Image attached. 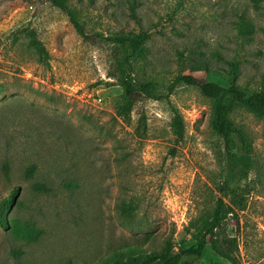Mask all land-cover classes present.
Instances as JSON below:
<instances>
[{
	"label": "rangeland",
	"instance_id": "1",
	"mask_svg": "<svg viewBox=\"0 0 264 264\" xmlns=\"http://www.w3.org/2000/svg\"><path fill=\"white\" fill-rule=\"evenodd\" d=\"M70 4L85 36L49 1L0 0V199L19 188L3 209L19 228L0 225V264L91 262L124 242L158 246L171 234L178 246L183 228L220 195L224 145L211 125L212 99L197 85L169 93L171 85L192 74L247 94L264 90V0ZM141 26L151 38L133 77L154 82L160 98L138 94L127 123L117 115L123 89L113 75L124 67L122 51L108 37ZM28 27L49 51L48 64L29 46ZM174 108L185 120L181 139L171 127ZM232 117L252 142L254 166L247 207L239 224L229 216L227 230L244 264H264V117L245 107ZM123 202L136 206L128 221ZM194 264L229 263L208 245Z\"/></svg>",
	"mask_w": 264,
	"mask_h": 264
},
{
	"label": "trees",
	"instance_id": "2",
	"mask_svg": "<svg viewBox=\"0 0 264 264\" xmlns=\"http://www.w3.org/2000/svg\"><path fill=\"white\" fill-rule=\"evenodd\" d=\"M45 1L65 11L77 31L82 36L86 35L77 10L70 4L71 0ZM131 13L134 18H139L137 9L134 7H131ZM25 31L29 38V46L34 50L39 61L48 64L49 51L37 32L31 27L26 28ZM150 38V32L143 26L139 31L118 32L108 37V40L119 46L122 51L121 63L124 67H118L117 73L113 75L118 78L123 89L117 115L127 123L131 122L138 94L144 93L150 98H160L154 82L146 81L138 84L133 77V63L145 56V45ZM230 65L233 70L237 69L236 62L231 61ZM180 83L197 85L201 92L213 101L211 125L224 145V156L217 181L220 195L215 205L211 211L189 221L180 234L178 246L174 234L164 237L158 246L148 243L145 245L144 241L124 242L91 262L82 260L78 264H194L195 261L204 257L208 245L229 264H244L239 255L238 237L231 236L227 226L229 216H234L239 224V213L247 207L249 189L245 181L253 170L254 158L252 142L233 119L232 113L237 107H245L256 116L264 117V90L247 94L237 84L226 87L213 81H200L192 74H180L175 78L169 93H172L173 87ZM144 119L141 117L139 121ZM143 127H146L145 121ZM171 127L178 139L184 137L185 120L177 108L173 109ZM34 169L36 165L32 164L29 171L33 172ZM18 194L19 188L15 186L9 195L0 199V225L11 226L14 230L19 226L14 219L7 221L3 209L10 210ZM119 208L123 219L128 221L133 217L136 206L123 202ZM22 234L28 238L36 236L34 231L25 228H22ZM66 264L77 263L69 260Z\"/></svg>",
	"mask_w": 264,
	"mask_h": 264
}]
</instances>
